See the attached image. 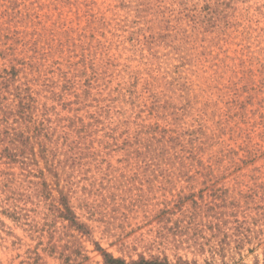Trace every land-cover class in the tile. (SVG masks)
Returning a JSON list of instances; mask_svg holds the SVG:
<instances>
[{
	"label": "rangeland",
	"instance_id": "obj_1",
	"mask_svg": "<svg viewBox=\"0 0 264 264\" xmlns=\"http://www.w3.org/2000/svg\"><path fill=\"white\" fill-rule=\"evenodd\" d=\"M97 245L264 264V0H0V264Z\"/></svg>",
	"mask_w": 264,
	"mask_h": 264
},
{
	"label": "trees",
	"instance_id": "obj_2",
	"mask_svg": "<svg viewBox=\"0 0 264 264\" xmlns=\"http://www.w3.org/2000/svg\"><path fill=\"white\" fill-rule=\"evenodd\" d=\"M59 217L68 222V226L80 233L81 235H87L88 227L81 223L78 217L75 216L74 212L71 210L68 202L61 199L60 207L57 209ZM97 251L101 253L103 264H171L167 258L159 259V258H151L149 260L145 259L141 256L138 260H131L126 262L123 259L115 258L110 253H107L105 250L100 248L97 245ZM178 264H187L186 261H182L181 259L178 261Z\"/></svg>",
	"mask_w": 264,
	"mask_h": 264
}]
</instances>
